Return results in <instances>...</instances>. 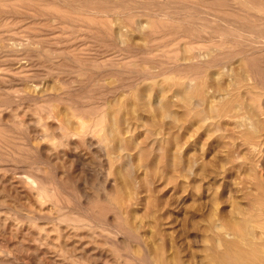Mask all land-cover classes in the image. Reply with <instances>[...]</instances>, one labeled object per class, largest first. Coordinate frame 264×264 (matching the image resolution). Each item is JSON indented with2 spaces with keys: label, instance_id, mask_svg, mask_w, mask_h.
<instances>
[{
  "label": "rangeland",
  "instance_id": "1",
  "mask_svg": "<svg viewBox=\"0 0 264 264\" xmlns=\"http://www.w3.org/2000/svg\"><path fill=\"white\" fill-rule=\"evenodd\" d=\"M263 49L264 0H0V264H264Z\"/></svg>",
  "mask_w": 264,
  "mask_h": 264
},
{
  "label": "bare ground",
  "instance_id": "2",
  "mask_svg": "<svg viewBox=\"0 0 264 264\" xmlns=\"http://www.w3.org/2000/svg\"><path fill=\"white\" fill-rule=\"evenodd\" d=\"M132 1V0H131ZM31 3V2H30ZM44 8V7H43ZM53 9V8H52ZM231 11V10H230ZM67 14V13H66ZM209 15V14H208ZM235 15V14H234ZM186 16V15H185ZM83 17V16H82ZM243 18V17H242ZM196 21V20H195ZM200 21V20H199ZM219 22V21H218ZM121 35V34H120ZM124 37V36H123ZM146 45V44H145ZM119 46V45H118ZM264 50V49H263ZM211 53V52H210ZM198 54V53H197ZM165 55V54H164ZM167 55V54H166ZM192 55V54H191ZM200 55V54H199ZM207 55V54H206ZM192 56H197V55H192ZM204 57V56H203ZM206 57V56H205ZM248 57V56H247ZM246 57V58H247ZM196 58V57H195ZM200 58V57H199ZM260 58H263V57H260ZM189 59V58H188ZM192 59L194 60V58L192 57ZM198 59V58H197ZM207 59H208V57H207ZM249 59V58H248ZM190 60V59H189ZM199 60H202V59H199ZM199 60H198V62H199ZM245 60V59H244ZM259 60V59H258ZM185 61H187V60H185ZM192 61V60H191ZM197 62V61H196ZM203 62H205L204 60H203ZM250 62V64L252 63L251 61H249ZM130 63V62H129ZM191 63H193V61L191 62ZM201 63V62H200ZM201 64H203V63H201ZM123 65V64H122ZM210 67V66H209ZM257 72V71H256ZM255 72V73H256ZM259 74V73H258ZM257 75V74H256ZM195 76V75H194ZM191 77V76H190ZM192 79H194V77L192 78ZM190 83V82H189ZM194 87V86H193ZM192 88V87H191ZM196 89V88H195ZM197 89H198V87H197ZM185 90H187V89H185ZM184 90V91H185ZM200 94H201V90H200ZM51 118V117H50ZM247 124V123H246ZM63 126V125H62ZM250 128V127H249ZM67 130V129H66ZM89 131V130H88ZM112 133V132H111ZM67 134H71V133H67ZM1 135V134H0ZM110 135V134H109ZM105 135H103V137H104ZM106 137V136H105ZM110 137V136H109ZM47 138H48V136H47ZM65 140H66V138H64ZM105 140L104 141H106V139L107 138H104ZM62 140V139H61ZM1 141V140H0ZM64 140H62L61 142H63ZM109 142V141H108ZM1 143V142H0ZM10 143V142H9ZM54 143V142H53ZM53 143H52V145H53ZM62 144V143H61ZM104 145H106V144H104ZM108 145V144H107ZM103 146V145H102ZM3 148V147H2ZM106 149V148H105ZM107 151V150H106ZM114 153V152H113ZM36 180V179H35ZM32 187V186H31ZM29 188V187H28ZM44 191V190H43ZM56 194V193H55ZM59 194V193H58ZM55 196V195H54ZM56 199L58 198V197H55ZM54 198V199H55ZM63 200V199H62ZM60 201V200H59ZM59 203V202H58ZM85 224V223H84ZM240 225V224H239ZM247 226V225H246ZM245 226V227H246ZM247 230H248V228H247ZM238 231H239V228H238ZM243 232V231H242ZM249 232V231H248ZM252 234V233H251ZM240 235V234H239ZM243 235V234H242ZM247 237H248V235H247ZM246 237V238H247ZM238 239V238H237ZM243 239V238H242ZM255 251V250H254ZM237 252V251H236ZM233 254V253H232ZM252 254V253H251ZM255 254V253H254ZM256 256V255H255ZM235 257V256H234ZM257 257H259V256H257ZM239 259V258H238ZM262 260H264V257L263 258H261ZM258 260V259H257ZM261 262V261H260ZM263 262V261H262ZM261 262V263H262ZM243 264V263H242ZM257 264V263H256Z\"/></svg>",
  "mask_w": 264,
  "mask_h": 264
}]
</instances>
